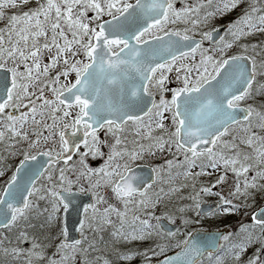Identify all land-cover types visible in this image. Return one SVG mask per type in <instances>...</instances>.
<instances>
[{
    "label": "snow or ice",
    "instance_id": "1",
    "mask_svg": "<svg viewBox=\"0 0 264 264\" xmlns=\"http://www.w3.org/2000/svg\"><path fill=\"white\" fill-rule=\"evenodd\" d=\"M212 3L207 0V6ZM240 3L216 0L215 11H205L201 17V8L206 7L203 3L177 9L174 0H0V21H5L0 29V142L12 156L22 157L0 184V229H18L16 246L12 247L4 246L5 241L12 245L13 240L0 232V264L21 259L24 264H76L78 258L81 264H114L109 252L115 261L142 256V264H151L149 252L164 256L155 264H203L205 253L208 264H225V258L232 264H264V206L252 211L251 223H241L234 234L206 233L203 241H197L188 232L174 245L156 243L143 252L117 247L121 242L153 236L175 238L180 231L167 230L162 223L164 219L175 223L164 198L177 189L150 191L161 179L156 167L146 175L133 171L132 165L145 154L163 152L166 146L172 153L173 158L165 162L168 179L163 183L171 184L178 176L195 181L211 175L207 169L220 173L214 182L198 190L193 183L189 208L198 216L203 214L202 195L217 196V212L227 214L250 207L247 200L254 195L253 189L264 190V135L253 130L264 131V111L243 105L253 97L254 85L257 92L264 91V46L239 44V52L227 54L242 38L264 33V3L248 0L243 13L228 26L225 35L231 39H215L217 29L201 31L198 40L189 35L196 26ZM9 9L12 11H6ZM178 22L190 23L192 28L168 27ZM204 41L214 46L204 47ZM257 56L262 58L257 60ZM171 72L181 83L169 89L165 81ZM258 76L262 81H257ZM165 92L171 93L170 98ZM9 108L25 111L14 115L6 111ZM165 113L170 114V125L164 123L169 119ZM101 129L112 136L111 142L98 137ZM157 129L159 135L154 134ZM236 131L243 134L231 135ZM124 133H131L132 139ZM229 135L230 140L223 139ZM56 137L57 146H45ZM145 140L148 143L142 142ZM181 154L183 159H179ZM89 155L106 159L94 168L88 163ZM74 156L78 160L70 164ZM174 167L178 169L175 174ZM196 168L199 171H193ZM6 170L0 166V176ZM70 170L74 179L67 175ZM229 172L235 176L231 185L227 183ZM81 180H87L88 186ZM73 184L79 192L91 193L94 201L83 204L77 229L81 236L86 225L97 234L111 226V240L99 238L103 247L97 246L95 238L87 247L82 246V240L69 242L66 227L61 228L63 239L58 241L25 230L35 227L31 217L44 213L47 216L40 227L50 225L61 208L65 214L72 211L81 215V204L70 195ZM217 185L221 191L214 192ZM100 188H110L123 210L107 203L106 194L97 191ZM33 197L47 201L50 209L41 210ZM240 197L244 201L234 203ZM104 203L107 206L103 209L97 207ZM130 205H135L136 212L151 211L145 212L147 218L129 217L133 211ZM158 205H163L160 215L155 214ZM182 222L191 223L183 217ZM25 242L30 247L19 246ZM173 247L179 251L164 255ZM90 252L97 255L90 257Z\"/></svg>",
    "mask_w": 264,
    "mask_h": 264
},
{
    "label": "rangeland",
    "instance_id": "2",
    "mask_svg": "<svg viewBox=\"0 0 264 264\" xmlns=\"http://www.w3.org/2000/svg\"><path fill=\"white\" fill-rule=\"evenodd\" d=\"M200 2L202 0H199ZM37 0H32V3H36ZM130 2H134V0H130ZM261 3H264V0H261ZM194 4H200L197 2H192L191 0H174V7L177 9L186 7V6H191ZM241 4V3H240ZM239 4V5H240ZM247 7V6H246ZM8 12L12 11L11 9L6 10ZM244 10L240 11L237 13V16L234 20L229 21L230 24H232L233 22L236 21V19L243 13ZM93 13L89 12L88 15H92ZM220 14H217V17ZM203 17V16H201ZM108 17H104V19H107ZM219 23H216L214 25H206L205 23H201L200 25L196 26V30L195 32L190 31L189 35H193V36H200L199 33L201 31H210L213 30ZM229 24V25H230ZM5 27V21H0V29H3ZM169 28H173V29H184V28H192V25L190 23L188 24H184L182 22H178L177 24H169L168 25ZM226 34V33H225ZM225 39H231L230 35H224ZM239 44H248V45H261L264 46V33H260V32H255L253 33L251 36H248L246 38H242L240 41L237 42L236 45L233 46V48L227 50V54L231 55V54H236L237 52H239L241 49L239 48ZM214 45H209V43L207 41H204V47H213ZM257 52L261 51V48L258 47L256 49ZM249 54H252V50L251 48L249 49ZM257 60H260L262 57L261 56H257L256 57ZM45 62L47 61V57L45 56ZM199 59V55H197V60ZM185 63H191L190 60H186L184 61ZM55 71L53 70L51 72V75L54 76L55 75ZM169 79L165 81V86L169 89L172 88H176L178 86H180V81L176 80V73L175 72H171V73H167ZM71 79H74V74H72V76L70 77ZM257 78H261V77H257ZM63 79V78H62ZM262 81V78L259 80ZM263 93V95H262ZM46 95H50V93H48L46 91L45 93ZM166 98H170L171 93L170 92H165L164 93ZM157 100L159 99V94H157L156 96ZM252 105L254 108H256L258 111H264V91H260L257 92L256 91V86L254 85V89H253V97L251 99L246 100L245 102H243L244 106L247 105ZM6 111L13 113L14 115H19V112L21 111H25L24 108H20L19 110L13 109V108H9ZM166 116H169L168 120H165L164 123L166 125H170V114L169 113H165ZM51 121H49L50 123ZM29 129V134L31 135V126H28ZM254 131H256L259 135H264V131H261L260 129H253ZM106 133V129H101L97 132L98 137L101 140H109V142L112 141V136L109 134L108 136L105 135ZM45 134H47L45 132ZM154 134L159 135L160 134V130L157 129L155 130ZM243 133H240L238 131L231 133V135H242ZM122 135H126L129 137V140L132 139V134L131 133H124ZM231 135L224 137L223 139L226 140H230L231 139ZM167 138V137H166ZM143 143H148V141H142ZM239 141H237L238 143ZM58 144V137H56L54 140H50L47 142V144L45 145L46 147L48 146H57ZM129 147H131V144L128 145ZM20 147V145H15V148L18 149ZM243 147V146H241ZM84 148L82 146L81 151H83ZM102 151L105 152V154H107L108 149L106 147L102 148ZM175 151V149L173 148V152ZM0 157H3V159H0V166L5 167L7 170L5 171V174L3 176H0V184H3V182L11 175V172L14 170L13 168L15 167V165L19 162V159H21L22 157L20 156H12L9 152V150L6 149L5 144L3 142H0ZM173 155L172 153H170L167 150V146L165 147V150L163 152L161 151H156L155 155H148L145 154V157L143 160H137L132 166L138 165V164H147L151 167H156L160 170V178L158 179L157 182L153 185V188L150 191H156L158 190L160 187L165 188V190L167 191V189L169 187H175L177 190L175 192L170 193L168 196H166L165 202L167 203L168 209L175 215V223H178L180 225V231L177 237L175 238H168V237H159V236H153L150 239L147 240H143V241H134V242H129V243H124L121 242L120 244L117 245L118 248H120V250H126V249H130L133 252H143L146 248L149 247H154L156 243H161V244H165V243H169L171 242L173 245L175 244V240L176 239H183L185 238L186 234L188 232L193 231L194 229H218V228H222L225 227V224L227 222L229 223H235L237 222L239 225V221H241L245 216V212H247V215H250L252 211H255L256 209H258L259 207L264 205V190H258V189H253L252 192L254 193L253 196H250L247 200V204L250 205V207H248L247 209H242L240 212H235V213H220L217 212L216 215H207V216H198L196 211L192 210L189 208V205H191L193 203L192 200L189 199V196L191 194H193V183H195V187L198 190L202 185H207L210 182H214L216 177L220 174L219 172H216L212 169H207L206 171L208 173H211V175H206V176H201L195 179V181H193L192 179H185L183 176H178L175 177V179L172 180L171 184L169 183H163V180H167L168 179V172H167V165H166V160L168 159H172ZM88 163L91 167L94 168H98L100 167L103 163L104 160L106 159L105 157H100L97 156L95 158H93L91 155L88 156ZM179 159H183L182 154L179 156ZM78 157L75 156L73 158V161H70L69 163L72 164L73 162L77 161ZM59 167V165L57 166ZM178 171V169H176L175 167L172 169V173L175 174V172ZM193 171H199L198 168L193 169ZM253 173L250 172L249 173V177L252 175ZM54 175H58V172L55 173ZM67 175L69 176L70 179H74V173L70 170ZM228 180L227 183L229 185L233 184L234 180H235V176L233 173L229 172L228 174ZM95 181V177H93V182ZM43 182V181H41ZM84 187L88 186V181L87 180H81L80 182ZM186 185L185 187H181V185ZM241 186L243 187V179H241ZM77 185L73 184L72 186V190L78 191L77 190ZM98 192H100L101 194H106L107 196V203H113L115 204L117 207L121 208V210H123V205L121 203H119L118 201H116L111 194V189L110 188H100L97 189ZM213 191H221V186L217 185ZM223 192L225 195H227L228 189L227 187H223ZM33 199V203L34 204H38L39 208L41 210H43L45 207L50 209V205L47 203V201L44 200H36L35 197L32 198ZM218 197L215 195H202L200 197V205L206 202H210V201H215L218 202ZM244 201V197H240L239 200H234V203H241ZM107 203L104 204H100L97 205V207L103 209L104 207L107 206ZM130 208L133 209L132 212L129 213V217H131V215H140L141 218H147L145 215L146 211H151V209H147L145 210V212H136L135 211V205H130ZM163 208V205H158L157 208L155 209V214L156 215H160L161 214V210ZM180 208H184L186 209L185 212L181 213L179 211ZM91 212V209L89 210ZM47 213H44L43 215L39 216V217H31V223L33 225H35V227L33 228H27L25 229L26 231H28L30 234H37V235H46V236H51L53 241H58V239H62L63 236L60 235V231L63 225V209L61 208L60 213L57 215V218L55 221H53L50 225L45 224V226L43 228L40 227L41 223L45 222ZM182 217L184 219L190 220L191 223L185 225L182 222ZM113 219L114 222L118 223V221L116 220L115 216L111 217ZM167 220V219H165ZM168 221V220H167ZM151 223L155 224L156 221L155 220H151ZM172 223V224H175ZM240 227V226H239ZM111 226H105L104 230L97 234L94 233L93 231H91L87 225L84 228V236H81V240H82V246L83 247H87L88 243L90 241L93 240V238H95L98 241V247H103L102 243H99V238L100 236H103L104 241H110L111 237H110V232H111ZM239 230V228H238ZM237 230V231H238ZM18 229L17 228H13L11 232H9L8 230H2L0 232H3V234L5 236H8L9 238H11L13 240L12 245H9L7 241H5L4 246L5 247H12V246H16L15 243V235L17 233ZM236 231V232H237ZM234 232V233H236ZM232 233V232H231ZM233 233V234H234ZM81 234V232H80ZM2 238V237H0ZM224 244H226L227 242H224ZM20 247L23 248H27L30 247V244L28 242H25L21 245H19ZM178 248L173 247L170 251H166L164 253V255H169L171 253H173L174 251H176ZM53 249H49V252H51ZM249 252V250H248ZM97 255V253L94 252H90L89 256L93 257ZM107 255L109 256V258L111 260L114 261V264H142L143 262V257L139 256V255H134L133 259L130 261H115V257L112 256V254L109 252L107 253ZM149 257L151 258V262L160 259L163 257V255H157V256H152L151 252L148 253ZM14 264H24L23 259L19 260V261H15ZM76 264H81V260L78 258L76 261ZM203 264H208V259L207 256L204 257L203 259ZM225 264H232L231 260H228L227 258H225Z\"/></svg>",
    "mask_w": 264,
    "mask_h": 264
},
{
    "label": "water",
    "instance_id": "3",
    "mask_svg": "<svg viewBox=\"0 0 264 264\" xmlns=\"http://www.w3.org/2000/svg\"><path fill=\"white\" fill-rule=\"evenodd\" d=\"M226 30H227V26L218 27L217 31L213 32L215 39L218 40L219 37L222 36ZM194 38L197 40L200 39L199 37H194ZM209 43L213 44L211 42H209ZM40 159L46 160L47 158L41 157ZM150 170H151V167H149L147 165H137V166L133 167L134 173H137V174H145L146 175L150 172ZM70 195H74L76 198V202L81 204V215L78 216L76 213H74L72 211H69L67 214H65V213L63 214V228L64 227L67 228L68 241L69 242H71L73 240H79V238H80L79 231L77 229L80 227L79 220L81 218H83V204L94 203L91 193L84 194V193H80V192H77L75 190H72V193ZM200 208L203 210V214L200 216H203V215L208 214L209 212H213L216 209V203L202 204L200 206ZM162 223L166 227L167 230L176 232V230L178 229V225H172V224H170L164 220L162 221ZM218 231L223 233V234H226L228 232L227 229H221ZM218 231L194 230V231H192V234H193V237L197 241H203L206 233L210 234V233H216ZM178 251H176V252H178ZM175 253H173L172 255H174ZM205 254H207V253H205ZM172 255H169V256H172ZM152 264H155V262Z\"/></svg>",
    "mask_w": 264,
    "mask_h": 264
},
{
    "label": "trees",
    "instance_id": "4",
    "mask_svg": "<svg viewBox=\"0 0 264 264\" xmlns=\"http://www.w3.org/2000/svg\"><path fill=\"white\" fill-rule=\"evenodd\" d=\"M191 1L192 2H197V3H200V4L203 3L204 5H206V7L201 8V16H203V13L205 11H208V12L215 11L216 0H213V3L210 6H207V0H202L201 2L199 0H191ZM247 2H248V0H241V4L238 5L237 8H235V9L229 11V12H226L223 15H219L218 17L216 15L214 17L209 18V20L206 23V25H214L216 23H226V22L234 20L236 18V16H237L238 12L246 9ZM260 79L261 78H257V81H259ZM262 95H263V93H262ZM241 223H250V215H246L241 221H239V225H238L237 222H235L233 224L227 222L225 224V227L230 228L231 232L234 233V232H236L238 230V228H239ZM250 253H251V249H249V252L247 254H250ZM245 258H246V256H245ZM227 259L230 260L229 258H227Z\"/></svg>",
    "mask_w": 264,
    "mask_h": 264
},
{
    "label": "bare ground",
    "instance_id": "5",
    "mask_svg": "<svg viewBox=\"0 0 264 264\" xmlns=\"http://www.w3.org/2000/svg\"><path fill=\"white\" fill-rule=\"evenodd\" d=\"M17 164H18V163H17ZM17 164H16V165H17ZM13 169H14V168H13ZM256 210H257V209H256ZM79 236H80L79 240H81V234H80V231H79ZM62 239H63V238H62Z\"/></svg>",
    "mask_w": 264,
    "mask_h": 264
}]
</instances>
